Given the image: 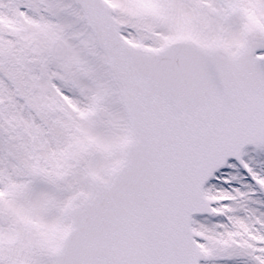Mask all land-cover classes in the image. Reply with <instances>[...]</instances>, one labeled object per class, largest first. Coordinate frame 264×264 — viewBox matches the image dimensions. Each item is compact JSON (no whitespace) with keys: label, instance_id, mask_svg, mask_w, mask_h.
<instances>
[{"label":"snow or ice","instance_id":"6c2138e0","mask_svg":"<svg viewBox=\"0 0 264 264\" xmlns=\"http://www.w3.org/2000/svg\"><path fill=\"white\" fill-rule=\"evenodd\" d=\"M0 264H264V0H0Z\"/></svg>","mask_w":264,"mask_h":264}]
</instances>
